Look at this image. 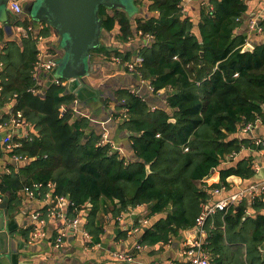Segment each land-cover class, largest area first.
Returning <instances> with one entry per match:
<instances>
[{
    "label": "trees",
    "instance_id": "obj_1",
    "mask_svg": "<svg viewBox=\"0 0 264 264\" xmlns=\"http://www.w3.org/2000/svg\"><path fill=\"white\" fill-rule=\"evenodd\" d=\"M180 1L133 0L142 11L133 20L122 10L99 9L102 28L118 34L120 43L134 36L151 37L138 49L143 59L139 77L152 88L151 97L165 92L158 105L128 89L113 93L122 110L115 117L130 133L135 156L128 162L109 143H101L102 136L89 130L87 118H72L76 96L65 87L53 84L43 94L31 92L39 89L33 77L37 40L17 36L3 41L0 27V107L15 96L13 110L33 127L29 139L6 154L9 173H0V200L6 198L9 214L20 206V190L40 184L45 193L51 183L55 195L74 203L68 208L70 218L91 206L83 228L97 244L102 232L99 202H110L114 216L119 205L122 210L148 205L150 217L163 215L140 236L139 244L150 246L193 227L209 189L228 186L231 176L244 181L254 177L252 157L222 163L244 149H260L230 136L258 120L264 123V41L242 51L246 36L238 29L247 9L244 0H208L196 23ZM29 24L33 20L16 23ZM50 29L39 35L49 37ZM90 55L131 58L105 46ZM13 153L29 163L15 167L10 162ZM215 169L219 183L207 188L202 181ZM248 205L255 211L252 217H246ZM248 205L244 200L208 220L206 248L213 264H264V203L257 196Z\"/></svg>",
    "mask_w": 264,
    "mask_h": 264
},
{
    "label": "crops",
    "instance_id": "obj_2",
    "mask_svg": "<svg viewBox=\"0 0 264 264\" xmlns=\"http://www.w3.org/2000/svg\"><path fill=\"white\" fill-rule=\"evenodd\" d=\"M244 1L247 9L242 16L241 26L238 31L247 36L250 44L254 46L257 41H264V32L262 35H249L248 23L253 17H261L264 22V0ZM207 2L208 0H186L183 12L196 23L199 19L197 15L200 9L206 7ZM137 10V13L133 16L129 15L131 20L140 16V9ZM9 26L8 23H0V27L4 32L2 40H18L19 37H17L18 35H16L14 28L10 30ZM117 35L114 34L109 49H118L123 54L128 53L131 57L130 59L138 54L142 39L134 36L125 43H120ZM55 40L53 30L50 29L49 37L37 42V51L40 53L43 61L55 59L57 51ZM93 63L97 69L87 79L92 91L81 90L78 96H76L74 104L71 106L72 118H87L90 122L89 130H94L96 134L102 136V139H106L105 141L110 144L111 149L120 158H123L126 162L133 161L135 156L131 148V142L129 141L130 133L122 130L118 125L120 119H117L115 115L121 114L122 110L117 109L118 106L114 103L113 93L119 88L128 89L130 92L135 93L136 88L140 86L139 80L134 77L133 73L123 69L120 64L112 62L111 58L107 60L101 56H94ZM50 75V72L42 69H37L33 72V77L39 88L36 92L43 94L45 89L54 84ZM61 81L65 83L63 87L66 88V81ZM139 88L141 94L139 92L136 94L141 97L143 95L148 97L152 105H158L159 102L163 103L164 91H160L157 95L161 98L159 100L156 99L157 96L151 97L149 92L145 91L142 87ZM94 92H96L95 95ZM62 111L64 112L66 109L63 108ZM26 123L27 126H24L23 130L24 133H28L26 139H29V133L33 132V127L29 122ZM230 138L247 139L249 142L254 143L256 138H264V123L256 124L251 133L239 130L230 136ZM6 154L7 151H5L4 146L0 142V173L5 170L9 171V167L6 164ZM237 156L239 158L252 157V168L255 170V175L252 179L248 181L242 179V185H248L264 179V155L261 149H244ZM28 163V161L26 163L23 162L15 165V167L25 166ZM237 180H239L238 177H229L232 191L237 188ZM205 181L208 186L218 184L219 169L212 170L209 176L205 178ZM45 194L41 193L39 198L30 200L20 190L17 193L20 200V206L17 210L9 214L7 205L6 209L0 208V264H187V258L183 256L182 251L184 243L194 236V234H191V232H194L193 227L181 230L166 243L150 246L139 244L143 231L163 217V215L150 217L148 205L127 206L123 210L119 205L117 206L119 212L114 216L111 213L113 206L110 202H99L97 221L102 227L99 243L93 244L91 242L87 244L80 232L69 230L63 240V246L59 250H56L53 247V240L56 237L57 231L64 225L63 218H70L67 213L70 206H65L62 203V207L59 208L55 205V202H52L48 197L46 198ZM65 197L70 200L67 196ZM248 204L250 203L247 202ZM53 206L56 207L58 214L51 215L48 213L47 210ZM90 207V205H87L85 210L76 214L81 220L82 227L85 226ZM36 212L45 221V237L38 241L30 242L31 216ZM6 214H8V218H6ZM254 215L255 211L251 205H248L246 217ZM142 222L145 223L143 224ZM83 229L85 230V228ZM242 236H244V233ZM135 245H140L141 248L136 249ZM122 252L133 253V261L125 262L118 260L113 255L114 253Z\"/></svg>",
    "mask_w": 264,
    "mask_h": 264
},
{
    "label": "built area",
    "instance_id": "obj_3",
    "mask_svg": "<svg viewBox=\"0 0 264 264\" xmlns=\"http://www.w3.org/2000/svg\"><path fill=\"white\" fill-rule=\"evenodd\" d=\"M34 0H10L8 3V9L14 16L20 17V21H30L32 20L29 15L24 12V6L30 4ZM186 0L180 1V6L182 10L184 9V5ZM263 18L253 17L249 20L248 29L249 35H262L264 32L263 26ZM47 25L43 23H36L25 25H14L15 33L21 38H32L36 39L37 42L43 39L42 36L39 35ZM142 39L143 44L147 45L151 41V37L146 35L144 37H140ZM245 45H251L248 37L246 36ZM112 62L120 64L123 69L127 72L133 73L137 76L139 80V87H144L147 92H152V88L147 82L141 81L139 77V68H141L143 59L136 54L130 60H122L121 58L112 56ZM57 66V62L55 59H47L46 61L41 59L40 53L37 54V60L34 65V72L37 69H42L48 72H52L55 70ZM1 68V65H0ZM55 85H59L61 87L64 86V82L61 80H52ZM32 93H35L36 90H31ZM138 91L136 90L135 93ZM15 96L14 99L8 104L0 107V142L4 146L5 151L10 153L13 150L21 147L22 141L26 140L28 137V133H24V126H27L23 115L20 111H14ZM261 122L258 120L257 124ZM255 125H247L243 128V132L251 133L254 129ZM105 138V137H104ZM106 140V139H105ZM104 139L101 140V143H105ZM254 145L259 147L264 155V138H256L254 140ZM238 156L233 155L229 156L225 162L222 163L223 166L229 165L231 160H236ZM10 161L13 165H18L23 162H27L25 158H22L15 153L10 156ZM255 171V170H254ZM5 173H9L8 170L4 171ZM239 180L236 181L237 188L233 191L231 190V184L229 183V177L226 179L228 186H219L214 189H209V198L201 203L200 205V213L195 220V224L193 226V231L195 235L187 240L183 245L182 254L185 258H187V264H213L212 256L208 252L207 245V230L206 225L208 220H210L217 213H226L229 207L238 206L242 201L249 202L250 204L255 200V197L260 196L261 201L264 203V179L259 182L250 183L248 185H242V179L238 177ZM206 184L205 179L202 181ZM206 187L209 188L206 184ZM46 189V198L48 197L52 202H55V205L59 208L62 207V203L65 206H75L73 202L68 200L65 196H59L54 194V186L51 183L45 185ZM43 191V187L40 184H34L32 188H23L21 190L24 195L32 200L39 198L40 194ZM248 200V201H247ZM1 202V200H0ZM48 213L51 215L58 214L56 211V207H50ZM261 213H264V208L261 210ZM64 216V214H62ZM32 228L29 233V241L35 242L45 237V221L40 218V214L38 212L33 213L31 216ZM64 225L61 227L56 234V237L53 240V247L56 250H59L63 246V240L69 230L78 231L82 234L83 238L87 242V244L91 243V236L83 229L81 225V220L79 216L76 218H63ZM143 224L145 222H142ZM139 232V231H137ZM136 249L141 248L140 245H135ZM115 258L118 260H122L125 262H132L134 259V255L131 252H122V253H114Z\"/></svg>",
    "mask_w": 264,
    "mask_h": 264
},
{
    "label": "water",
    "instance_id": "obj_4",
    "mask_svg": "<svg viewBox=\"0 0 264 264\" xmlns=\"http://www.w3.org/2000/svg\"><path fill=\"white\" fill-rule=\"evenodd\" d=\"M9 1L0 0V23H8L10 30H13L20 17L14 16L7 10ZM101 7L107 12L113 9L126 12L122 0H34L24 6V12L33 22L43 23L53 30L56 38L55 47L65 57L64 63H57L61 69L60 79L66 81L67 91L75 96H78L81 90L92 91L87 79L97 67L90 53L101 46L110 48L115 34V32L107 33L102 28L99 18ZM2 12L5 13V20L1 19ZM139 12L142 13L141 10ZM142 44L143 41L140 42V45ZM253 47V45H245L242 51H251ZM50 77L54 80L52 74ZM134 77L137 78L135 75ZM142 88L146 91L144 87ZM136 90L139 92L140 88L137 87ZM6 205V198H3L0 208L6 209ZM5 216L8 218V214ZM191 234L195 235V232Z\"/></svg>",
    "mask_w": 264,
    "mask_h": 264
},
{
    "label": "rangeland",
    "instance_id": "obj_5",
    "mask_svg": "<svg viewBox=\"0 0 264 264\" xmlns=\"http://www.w3.org/2000/svg\"><path fill=\"white\" fill-rule=\"evenodd\" d=\"M122 1H123L124 5L126 7V13L128 15L133 16L134 14L137 13V11H138L137 7H136V5L134 4V2L132 0H122ZM32 2H34V1H32ZM35 7H36V5H35ZM7 10H9L8 7H7ZM1 15H2L1 19L5 20V13L2 12ZM55 61L57 63H64L65 62V57H64V55L61 52H59V50L56 51ZM51 74H52L54 79H60L61 78V69H60V67L57 66V68L55 70H53L51 72ZM87 89H88V87H87Z\"/></svg>",
    "mask_w": 264,
    "mask_h": 264
}]
</instances>
